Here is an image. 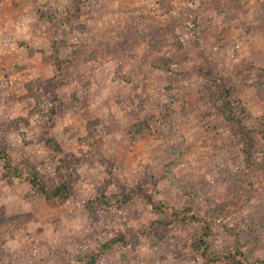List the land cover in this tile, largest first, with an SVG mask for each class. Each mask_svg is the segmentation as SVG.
<instances>
[{
  "label": "rangeland",
  "instance_id": "obj_1",
  "mask_svg": "<svg viewBox=\"0 0 264 264\" xmlns=\"http://www.w3.org/2000/svg\"><path fill=\"white\" fill-rule=\"evenodd\" d=\"M260 259L264 0H0V264Z\"/></svg>",
  "mask_w": 264,
  "mask_h": 264
},
{
  "label": "trees",
  "instance_id": "obj_2",
  "mask_svg": "<svg viewBox=\"0 0 264 264\" xmlns=\"http://www.w3.org/2000/svg\"><path fill=\"white\" fill-rule=\"evenodd\" d=\"M139 34L146 36L148 34V32L146 30H144V31H140ZM155 34H156V36H155L156 38L160 35L159 31H157ZM136 36H137L136 34H130L129 37L136 38ZM206 74L209 75L210 73L207 72ZM55 97H57L56 94H55ZM239 121L240 120H238V123H239ZM250 135H251V132H249L247 137ZM6 168L9 169L10 171L13 170L12 164H10L8 162L6 164ZM25 178L33 180V182L35 183L36 189L40 193L44 194V196L46 198H49V199H51V198H68L72 193L68 173H60L58 176V181L53 180V182L48 181L42 175H40L36 172H32V173L29 172V175ZM145 196L148 198L149 202L151 204H153L155 210H158V211L163 210L165 212L166 210L170 209V207H168V206H163V207L156 206L154 204L152 197L149 194H145ZM131 198H132V193L129 192L128 194H124L123 197H121L119 199V202L120 203H126L129 200H131ZM171 215H172L171 222L187 221V220H192V221H200L201 220L197 215L190 214L189 211H187L185 214L184 213L180 214V213H177L176 210H174L173 212H171ZM209 230H210L209 224H206L205 230L203 231L201 238L197 242V249L201 252V255L203 257H208L210 260L218 262V261H221L223 259H229V258L234 257V256H239L241 258H244L246 261H248V257L240 249H236L235 252H230L227 255H217V254H214L213 252H211L209 245H208V241H207L208 237L210 236ZM117 241L118 242H124V239L119 238V239L113 240L112 242H117ZM110 245H111L110 243L106 244L105 246H103V249H105V247L106 248L110 247ZM247 264H264V260L260 259L257 261V263L248 262Z\"/></svg>",
  "mask_w": 264,
  "mask_h": 264
}]
</instances>
